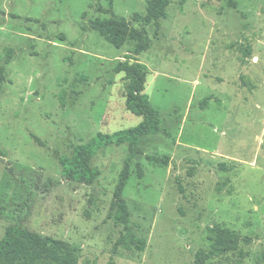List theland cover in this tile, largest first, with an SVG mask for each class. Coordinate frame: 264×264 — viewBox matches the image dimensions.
<instances>
[{
  "label": "rangeland",
  "instance_id": "obj_1",
  "mask_svg": "<svg viewBox=\"0 0 264 264\" xmlns=\"http://www.w3.org/2000/svg\"><path fill=\"white\" fill-rule=\"evenodd\" d=\"M228 1L170 0L158 29L146 28L150 48L135 58L170 136L139 146L170 163L133 160L122 189L128 235L111 208L127 146L93 157L100 175L91 186L63 180L55 152L70 157L97 133L141 122L114 71L132 43L112 47L89 21L130 20L147 0H0V64L13 51L0 85V205L31 195L25 226L69 243L77 264H193L215 228L249 243L239 245L243 258L227 252L204 264H264V0ZM6 227L0 221V239Z\"/></svg>",
  "mask_w": 264,
  "mask_h": 264
},
{
  "label": "trees",
  "instance_id": "obj_2",
  "mask_svg": "<svg viewBox=\"0 0 264 264\" xmlns=\"http://www.w3.org/2000/svg\"><path fill=\"white\" fill-rule=\"evenodd\" d=\"M170 0H147L143 14L134 13L130 20L123 17L94 18L89 21L90 28L95 31L106 43L116 49H120L126 43H132V50L124 56V61L117 63L114 68L116 73H123V80L126 82L125 109L131 114L141 117V122L135 127L116 131L111 134L97 133L84 144L74 146L72 155L66 157L55 152L57 161L61 168L63 180L91 186L98 179L100 172L91 166L93 157L103 148L108 146H127V155L123 161L122 168L118 175V182L113 191L111 208L115 209L113 222L122 225L128 235H131L129 227V212L125 200L122 198L123 183L127 180L129 168L133 160L138 156L150 163L160 167H167L170 163L168 155H143L139 143L141 139L150 136L165 135L169 133L163 126L158 111L154 109L146 94L143 93V83L147 75L145 65L136 60V56L144 53L150 48V40L146 28L159 27L160 20L166 16V9ZM228 6L235 7L232 0L228 1ZM137 25V27H135ZM12 50H7L6 56L0 64V85L4 80L5 67L11 61ZM1 89V88H0ZM209 98H205L201 105L204 107ZM41 145V142L36 141ZM3 152L0 149V155ZM187 176L196 173V163L187 162ZM52 181L47 182V186L52 185ZM177 188L182 194L178 181ZM45 186V187H47ZM45 190H41L43 193ZM33 204V198L28 195L23 203L15 208H6L0 205V221L7 223V227L0 239V264H77V251L69 243L42 236L30 231L25 223L27 222ZM214 240L210 244L207 252L198 251L195 254L193 264H204L212 257L221 256L227 252H238L240 258L243 254L240 243L248 244L249 238L242 237L234 231L228 229L214 230ZM135 239V248L143 251L144 240ZM264 259V251H263Z\"/></svg>",
  "mask_w": 264,
  "mask_h": 264
}]
</instances>
